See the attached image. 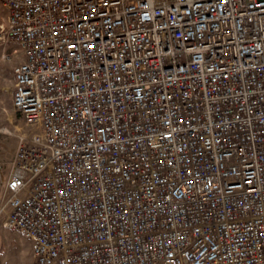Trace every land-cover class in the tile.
<instances>
[{"label":"built area","instance_id":"built-area-1","mask_svg":"<svg viewBox=\"0 0 264 264\" xmlns=\"http://www.w3.org/2000/svg\"><path fill=\"white\" fill-rule=\"evenodd\" d=\"M0 2L28 264H264V0Z\"/></svg>","mask_w":264,"mask_h":264},{"label":"rangeland","instance_id":"rangeland-1","mask_svg":"<svg viewBox=\"0 0 264 264\" xmlns=\"http://www.w3.org/2000/svg\"><path fill=\"white\" fill-rule=\"evenodd\" d=\"M8 10L0 2V23L6 20ZM24 59L14 43L0 45V206L4 204L5 181L8 178L11 161L24 132L19 114L13 106L14 68ZM19 236V235H18ZM22 239V238H21ZM32 245L21 241L4 225V214L0 215V264H28L31 260Z\"/></svg>","mask_w":264,"mask_h":264},{"label":"crops","instance_id":"crops-1","mask_svg":"<svg viewBox=\"0 0 264 264\" xmlns=\"http://www.w3.org/2000/svg\"><path fill=\"white\" fill-rule=\"evenodd\" d=\"M8 17V16H7ZM7 19V18H6ZM1 20H4L5 22H6V20L4 19V17H1ZM4 22V23H5ZM15 156V155H14ZM14 158V157H13ZM1 175V174H0ZM0 177H2V176H0ZM7 180V179H6ZM8 231H10L9 229H8ZM10 233H12V234H14V235H17V238H19L21 241H28L29 242V244H31L32 245V243H31V241H29L28 239H26V238H24V237H22V236H18V234H16V233H14V232H12V231H10ZM22 238V239H21ZM31 257H32V250H31Z\"/></svg>","mask_w":264,"mask_h":264}]
</instances>
